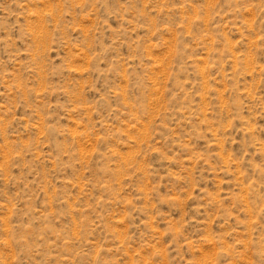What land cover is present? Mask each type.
<instances>
[{
  "label": "rangeland",
  "instance_id": "rangeland-1",
  "mask_svg": "<svg viewBox=\"0 0 264 264\" xmlns=\"http://www.w3.org/2000/svg\"><path fill=\"white\" fill-rule=\"evenodd\" d=\"M0 264H264V0H0Z\"/></svg>",
  "mask_w": 264,
  "mask_h": 264
}]
</instances>
